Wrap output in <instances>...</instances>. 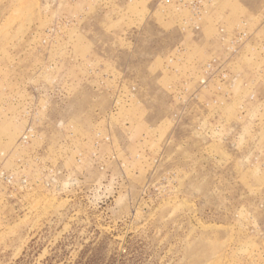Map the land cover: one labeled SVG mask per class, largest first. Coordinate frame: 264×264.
Masks as SVG:
<instances>
[{"label": "rangeland", "instance_id": "rangeland-1", "mask_svg": "<svg viewBox=\"0 0 264 264\" xmlns=\"http://www.w3.org/2000/svg\"><path fill=\"white\" fill-rule=\"evenodd\" d=\"M0 264H264V0H0Z\"/></svg>", "mask_w": 264, "mask_h": 264}]
</instances>
